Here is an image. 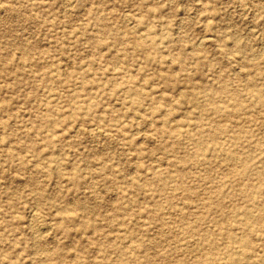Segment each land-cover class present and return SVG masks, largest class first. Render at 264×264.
<instances>
[{
	"label": "rangeland",
	"instance_id": "374dc122",
	"mask_svg": "<svg viewBox=\"0 0 264 264\" xmlns=\"http://www.w3.org/2000/svg\"><path fill=\"white\" fill-rule=\"evenodd\" d=\"M263 7L0 0V264H264Z\"/></svg>",
	"mask_w": 264,
	"mask_h": 264
},
{
	"label": "bare ground",
	"instance_id": "6f19581e",
	"mask_svg": "<svg viewBox=\"0 0 264 264\" xmlns=\"http://www.w3.org/2000/svg\"><path fill=\"white\" fill-rule=\"evenodd\" d=\"M168 3H169V1H168ZM238 4H239V3H238ZM59 5H60V4H59ZM239 5H240V4H239ZM256 5H257V4H256ZM261 7H262V6H261ZM1 8H2V7H1ZM8 8H9V6H8ZM17 8H18V7H17ZM263 9H264V7H263ZM263 9H262V10H263ZM231 10H232V9H231ZM127 13H128V12H127ZM230 13H231V12H230ZM121 15H122V14H121ZM127 22H128V21H127ZM130 26H131V25H130ZM250 31H251V30H250ZM140 40H141V38H140ZM196 45H197V44H196ZM196 45H195V46H196ZM201 46H202V45H201ZM216 49H217V48H216ZM220 49H221V48H220ZM250 55H251V54H250ZM260 55H261V54H260ZM253 56H254V55H253ZM226 57H227V56H226ZM260 57H261V56H260ZM89 60H90V59H89ZM89 60H88V61H89ZM114 69H115V68H114ZM245 69H246V68H245ZM236 70H237V69H236ZM241 70H242V68H241ZM246 71H247V69H246ZM128 73H129V72H128ZM244 78H245V76H244ZM136 87H138V86H136ZM139 87L142 88L141 90H143V87H141V86H139ZM257 88H258V87H257ZM139 90H140V89H139ZM188 90H189V89H188ZM141 92H142V91H141ZM216 92H217V91H216ZM256 92H257V91H256ZM258 93H259V92H258ZM214 95H215V94H214ZM210 96H211V95H210ZM184 97H185V98H189L190 95H188V96L185 95ZM207 97H208V96H207ZM210 98H213V97H210ZM259 98H263L261 93H259ZM48 99H49V98H48ZM74 99H75V98H74ZM139 100H140V99H139ZM150 102H151V100H150ZM152 103H153V102H152ZM155 103H156V102H154L153 105H154ZM157 105H158V104H157ZM157 105H156V106H157ZM72 106H73V105H72ZM151 109H152V108H151ZM199 109H200V108H199ZM198 113H199V112H198ZM197 115H198V114H197ZM138 117H139V116H138ZM197 117H199V116H197ZM218 117H219V116H218ZM61 118H62V117H61ZM63 118H64V117H63ZM145 118H146V117H145ZM59 119H60V118H59ZM136 120H137V117H136ZM199 120H200V119H199ZM199 120H197V121H199ZM200 121H202V119H201ZM150 122H151V121H150ZM95 125H96V124H95ZM97 126H98V125H97ZM135 127H136V126H135ZM139 127H140V126H139ZM79 128H80V127H79ZM141 128H142V127H141ZM95 129H96V128H95ZM196 129H197V128H196ZM89 131H90V130H89ZM89 131H88V132H89ZM97 131H98V130H97ZM94 133H95V132H94ZM97 133H98V132H97ZM56 134H57V133H56ZM105 134H106V133H105ZM143 134H144V133H143ZM202 134H203V133H201L199 136H201ZM103 135H104V134H103ZM96 136H97V135H96ZM142 138H143V137H142ZM205 139H206V137H205ZM211 139H212V138H211ZM220 140H221V139H220ZM211 141H212V140H211ZM216 142H217V141H216ZM200 145H201V144H200ZM200 145H199V146H200ZM199 149H200V148H199ZM204 151H205V150H204ZM201 152H202V151H201ZM221 162H222V161H221ZM164 166H165V165H164ZM205 166H206V165H205ZM134 167H135V166H134ZM159 168H160V167H159ZM132 172H133V171H132ZM223 178H224V177H223ZM231 183H232V182H231ZM171 184H172V183H171ZM173 187H174V186H173ZM172 193H173V192H172ZM111 199H112V198H111ZM115 199H116V198H115ZM183 204H184V203H183ZM31 211H32V210H31ZM35 211H36V210H35ZM37 213H38V212H37ZM34 214H35V212H34ZM32 216H33V215H32ZM250 218H251V217H250ZM34 219H35V218H34ZM38 220H39V219H38ZM29 225H30V224H29ZM33 225H34V224H33ZM37 226H38V225H37ZM37 226H36V228H37ZM39 227L42 228V226H40V225H39ZM39 229H40V228H39ZM39 229H38V230H39ZM42 229H44V228H42ZM47 229H48V228H47ZM37 232H38V231H37ZM40 232L42 233V231H40ZM32 233H33V232H32ZM41 233H40V234H41ZM50 249H51V248H50ZM40 251H41V250H40ZM43 252H44V251H43ZM45 253H46V252H45Z\"/></svg>",
	"mask_w": 264,
	"mask_h": 264
}]
</instances>
